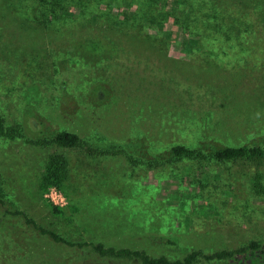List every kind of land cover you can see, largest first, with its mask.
I'll return each instance as SVG.
<instances>
[{
    "label": "rangeland",
    "instance_id": "374dc122",
    "mask_svg": "<svg viewBox=\"0 0 264 264\" xmlns=\"http://www.w3.org/2000/svg\"><path fill=\"white\" fill-rule=\"evenodd\" d=\"M0 114L3 198L67 240L177 258L264 238V157L208 159L264 149V0H0ZM86 254L0 217V264Z\"/></svg>",
    "mask_w": 264,
    "mask_h": 264
},
{
    "label": "trees",
    "instance_id": "16d2710c",
    "mask_svg": "<svg viewBox=\"0 0 264 264\" xmlns=\"http://www.w3.org/2000/svg\"><path fill=\"white\" fill-rule=\"evenodd\" d=\"M59 6L58 4H54ZM215 9H211L213 12ZM217 10V9H216ZM236 14L240 13L236 12ZM211 13L202 12V16L210 19ZM219 16V13H212ZM220 17V16H219ZM225 21L218 23L223 33L230 31ZM194 37H190V41H194ZM237 46H240L237 45ZM227 52V51H225ZM234 52V51H233ZM6 136V126L3 117L0 114V138ZM53 140L67 147L77 146L80 142L79 135L69 130L57 131ZM197 149L188 148L181 144H175L170 148V154L175 157H185L188 159H196L199 155L206 157ZM204 154V155H202ZM209 158L219 163L233 161L236 159H261L264 157V149L256 145H236V146H219L211 149L208 152ZM58 162L53 158L47 166L45 185H55L60 181V175L57 169ZM257 182V179L255 180ZM52 209L55 212H61V208L53 205ZM11 216L20 218L24 223L33 227L41 234L49 236L52 240L67 246L75 247L81 251L87 252V256L92 252L90 258H87L85 264H264V238L259 237L251 239L248 242L242 243L234 248H220L211 252L204 251L202 248L192 249L187 251L183 256L170 258L166 254L153 256L145 249L131 248L128 246L106 245L102 241H84L73 242L62 237L55 231L45 228L28 216L26 212L17 208L9 207L8 203L3 198V193L0 191V217ZM156 240L166 243L173 242L170 238L163 236Z\"/></svg>",
    "mask_w": 264,
    "mask_h": 264
}]
</instances>
